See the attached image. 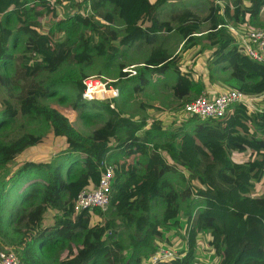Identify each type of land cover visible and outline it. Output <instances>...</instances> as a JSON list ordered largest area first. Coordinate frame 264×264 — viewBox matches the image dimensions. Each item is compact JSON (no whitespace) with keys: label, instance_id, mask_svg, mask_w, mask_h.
<instances>
[{"label":"trees","instance_id":"trees-1","mask_svg":"<svg viewBox=\"0 0 264 264\" xmlns=\"http://www.w3.org/2000/svg\"><path fill=\"white\" fill-rule=\"evenodd\" d=\"M52 1L0 0V85L19 102V109L8 103L0 110L1 246H16L24 264H144L164 245L159 244L160 229L184 212L185 248L156 264H203L197 250L205 232L211 235L208 244L217 264H264V63L245 55L226 27L262 26L264 0H233L224 7L215 1L205 16L186 7L170 20H162L160 12L169 0H135L128 4L122 31L115 22L124 5ZM63 2L73 12L66 17L58 9ZM43 16L49 28L38 20ZM172 32L182 37L194 60L204 52L194 50L203 37L212 49L211 83L223 81L261 96V111L236 103L222 117L190 116L172 129L161 120L149 123L145 115L126 116L106 102L86 100L83 79L70 87L41 79L66 63H90L94 55L107 56L112 64L121 48L139 41L154 45ZM144 63L138 80L120 83L123 104L145 90L150 75L169 68L177 75L165 87L169 100H142L143 110L180 109L206 87L179 54L157 53ZM226 70L228 75L217 76ZM53 98L79 111L84 124L100 126L80 132L59 108L45 102ZM19 113L50 129L51 150H41L50 143L44 134L8 137ZM236 153L249 157L237 162ZM104 158L117 166L109 208L77 212L76 198L92 182L99 183ZM13 162L19 166L9 170ZM170 174H176L179 185ZM51 210L56 211L54 221L44 225ZM94 214L103 220L93 224Z\"/></svg>","mask_w":264,"mask_h":264},{"label":"rangeland","instance_id":"rangeland-1","mask_svg":"<svg viewBox=\"0 0 264 264\" xmlns=\"http://www.w3.org/2000/svg\"><path fill=\"white\" fill-rule=\"evenodd\" d=\"M134 1L135 0H111L109 4L110 8L113 7L115 3H118L119 5H124L121 11L116 16L115 26L116 28H118L119 31H122L126 26L129 20L127 10L128 8H130V6H128V4L134 3ZM232 1L233 0H222V3L225 5L227 3H231ZM240 1L245 4L249 2V0ZM51 2L53 3L52 0ZM138 2L140 1L138 0ZM213 2H215V0H169L164 3L160 8L161 19L170 20L175 12L186 7L190 8L201 16H205L208 13L209 7L213 4ZM68 6L69 3L64 2L58 5V9L61 15H64L66 17V15H69L70 12L73 13ZM261 19L263 25L254 26L255 28L264 29V10L262 11ZM38 20L41 23H44L48 28L50 27V22L47 21L46 16L39 17ZM76 37L77 36H75V38ZM75 45L78 48V51L80 52L82 48L78 45V42H76ZM200 48H203L204 52L194 60L192 58V55H190L189 50L185 49V46H183L182 37L174 33L172 35H169L165 39L159 40L154 45H148L144 41H139L133 46L123 47L118 51L119 55L113 59L112 64H109V58L107 56L94 55L93 60L90 63H66L58 70V72L50 76L43 75L41 79L44 81L56 80L58 83L62 84L63 87H70L71 84L75 83L77 85V82L89 77L116 78L118 76H121L120 72L122 70V66H120V63H123V66L131 64H140L144 63L149 56L161 53L168 56H174L176 54L181 55L182 64L186 65L187 70L191 71L192 76L197 80L201 79L203 82H205V85L207 86L210 80L206 76V73L208 72L207 66L209 64V60L211 59L210 56L212 49L208 47L207 42L205 39H203V37L198 39V45L194 47V50H200ZM18 50L20 49L18 48ZM190 66L193 67L191 70L189 68ZM140 69L142 68L140 67ZM194 72L197 76L194 75ZM228 74L229 72L226 70L223 76ZM176 77L177 75L173 68H169L164 74L155 73L154 75H150L149 78L152 79V82L149 85L145 86V90L142 93L134 95L129 102L124 104L122 103V98H120L117 102L116 108L119 110V112H123V114L126 116L139 118L142 115H145L148 119H155L158 114L154 115V112H152V110H143L141 108V101L151 99L156 101L159 100L163 104L167 103L170 96L165 92V87L166 85H171L175 83ZM136 80H138L137 77H129L123 78L121 82L126 81L127 84H133ZM216 83L218 88L214 90L215 92H212L215 94L219 93L222 90L235 88L223 81H219ZM45 102L59 108L66 116L69 117L76 129L82 133L89 134L96 127L100 126V124H84L82 119L80 118L79 111L73 109L70 104L60 103L57 98L46 99ZM8 103L11 104L13 107L19 109V102L14 98V95L11 96L6 90V88L0 85V110L4 109ZM160 120L166 128L175 129L181 124L178 118L169 115L164 116ZM185 120L187 119H183V121ZM28 132H32L38 135L44 134L45 137L50 138L48 140L50 143L41 148V150H51V148L54 146V139L50 137V129L46 125L39 122L30 123L21 115V113H19L17 123L15 124L13 131L8 137H18ZM238 154L239 155L235 156V161L237 162H242L249 157L248 153ZM17 163L19 162L11 163L8 166V169H16L19 166ZM175 176L176 174H170V177H173V182L177 186L180 184V182L177 181ZM55 214V210L48 211L43 222L44 225L52 224L54 221ZM101 220H103V216L97 214L93 215V224L101 222ZM107 220L111 221V218H108ZM185 226L186 215L183 212L175 220L169 222L167 225L163 226L160 229L163 236L162 239L159 240V244L162 243L170 248H173L177 252L185 248V241L182 238L185 233ZM206 234L208 233L205 232L200 236L197 254L203 264H217L218 256L215 250L209 246V240L207 239L208 235ZM5 247H9V245L1 246L0 244V250ZM124 255L126 257H129L130 249L126 250L124 252Z\"/></svg>","mask_w":264,"mask_h":264},{"label":"built area","instance_id":"built-area-1","mask_svg":"<svg viewBox=\"0 0 264 264\" xmlns=\"http://www.w3.org/2000/svg\"><path fill=\"white\" fill-rule=\"evenodd\" d=\"M215 1L222 7L225 6L222 0ZM226 27L233 34L235 45L245 55L255 61L264 63V29L255 28L251 25H235L231 23L226 24ZM196 35H202V33H197ZM144 64L126 65L122 68V75L116 78H84L82 80L83 97L89 101L106 102L111 108H116V102L121 97L120 83L122 79L137 76L140 67L144 66ZM259 99L261 100V96L248 95L237 88L226 89L215 94L206 86L197 97L187 102L182 108L160 111L155 114H158L155 119H148V121L151 123L167 115L178 118L180 122L190 116H198L202 119L222 117L236 103L245 104L249 110L261 111L262 106L260 105ZM101 168L99 183L92 182L78 194L75 201L77 212L82 209L94 211L96 208L105 211L109 208L114 195L112 185L117 166L104 158ZM15 247L9 245V247L0 250V264H24ZM176 256V250L166 245H161L150 258L144 261V264H156L158 262L169 261Z\"/></svg>","mask_w":264,"mask_h":264},{"label":"crops","instance_id":"crops-1","mask_svg":"<svg viewBox=\"0 0 264 264\" xmlns=\"http://www.w3.org/2000/svg\"><path fill=\"white\" fill-rule=\"evenodd\" d=\"M174 33H175V32H172L170 35H172V34H174ZM166 38H167V37H166ZM161 39H165V38H161ZM161 39H160V40H161ZM182 42H183V40H182ZM194 75L197 76L195 72H194ZM223 75H224V72H218V74H217L218 77H219V76H223ZM206 76H207V73H206ZM217 76H216V77H217ZM225 76H226V75H225ZM207 87L211 90V92H215L214 90L218 88L216 82L212 84L210 81H209V84L207 85ZM222 91H223V90H222ZM120 98H121V97H120ZM260 101H261V100H260ZM117 102H118V101H117ZM117 102H116V104H117ZM260 105H261V103H260ZM261 106H262V105H261ZM149 110H152V112H154V115H155L156 113L160 112V111H157V110H155V109H153V108H148V111H149ZM236 155H239V154L236 153V154L233 155V159H234V160H235V156H236ZM202 234H203V233H202ZM202 234H201V235H202ZM201 235H200V236H201ZM206 235H208V236H207V237H208L207 239L210 240V239H211V235H210V233H208V234H206ZM200 236H199V239H200Z\"/></svg>","mask_w":264,"mask_h":264}]
</instances>
